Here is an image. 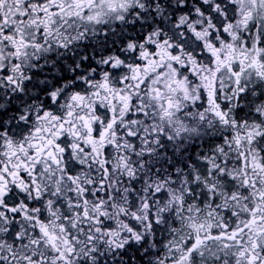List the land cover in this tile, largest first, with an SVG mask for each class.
I'll return each mask as SVG.
<instances>
[{
    "label": "snow or ice",
    "instance_id": "obj_1",
    "mask_svg": "<svg viewBox=\"0 0 264 264\" xmlns=\"http://www.w3.org/2000/svg\"><path fill=\"white\" fill-rule=\"evenodd\" d=\"M0 264H264V0H0Z\"/></svg>",
    "mask_w": 264,
    "mask_h": 264
}]
</instances>
